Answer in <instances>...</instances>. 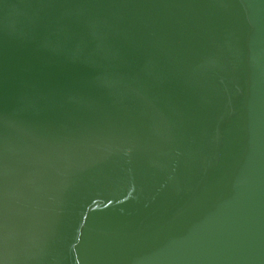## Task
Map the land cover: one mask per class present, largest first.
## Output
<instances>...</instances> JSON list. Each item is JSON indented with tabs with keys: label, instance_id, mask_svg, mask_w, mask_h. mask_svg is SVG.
Returning a JSON list of instances; mask_svg holds the SVG:
<instances>
[{
	"label": "water",
	"instance_id": "95a60500",
	"mask_svg": "<svg viewBox=\"0 0 264 264\" xmlns=\"http://www.w3.org/2000/svg\"><path fill=\"white\" fill-rule=\"evenodd\" d=\"M0 264H264V0H0Z\"/></svg>",
	"mask_w": 264,
	"mask_h": 264
}]
</instances>
